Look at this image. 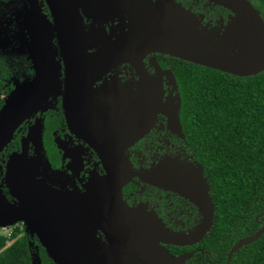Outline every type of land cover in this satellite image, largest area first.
<instances>
[{
  "label": "water",
  "instance_id": "obj_1",
  "mask_svg": "<svg viewBox=\"0 0 264 264\" xmlns=\"http://www.w3.org/2000/svg\"><path fill=\"white\" fill-rule=\"evenodd\" d=\"M26 1H23L15 16L17 28L12 29V40L18 52L30 61L32 74L22 80L15 77L11 82L8 80L12 88L3 96L0 105V152L26 119L37 112L41 114L49 107L48 98L61 92L58 54L64 63L65 79L61 107L70 130L75 125V108L71 103L73 80L77 76L74 65L79 61L89 64L104 61L102 56L109 46L116 53L134 54L137 45L141 52L165 53L235 76L254 75L264 70V21L249 0H207L231 12L221 32L217 26L202 25L194 13L174 0L146 1L153 11L151 17L141 24L136 23V4H139L136 0H46L52 23L43 19L41 13L39 15L35 0ZM78 8L91 18L92 23L99 22L103 14L124 13L129 20L128 29L118 36L121 40L112 42V45L80 43L79 39L84 35ZM53 31L57 39L55 45L52 43ZM91 36L102 38L103 35L95 33ZM89 48L95 50L88 52ZM76 54L85 55L82 59L75 57ZM91 68L95 69L96 66ZM153 80L151 83H141L140 90L136 91V110L139 111L136 140L146 133L158 112L167 117L168 128L182 137L179 101H175L171 94L163 101L161 83ZM42 127L41 116L34 117L26 133L19 138V149L9 153L4 161L0 181V227L21 222L25 232L37 238L54 264L185 262L190 253L174 256L164 244H190L199 240L211 226L213 205L201 169L198 175H194L183 166H172L169 171L172 177L165 179L174 190L193 199L204 215L203 222L191 233L171 231L159 219L143 212L136 211L135 223L131 219L133 214L127 209L117 219H110L108 214L100 217L102 212L92 216L85 210L89 202L85 192L76 196L60 193L43 177V171L49 164L43 159ZM54 141L63 148L59 139ZM132 141L124 137L102 139L97 141V151L102 157L100 153L106 147L105 143H114L121 149ZM29 147L33 150L31 155L28 153ZM129 175L128 172H121L118 185L126 182ZM143 179L148 182L154 180L151 174L145 175ZM2 186H5L13 201L7 199ZM66 206L69 207L67 211ZM127 225L130 226L127 228ZM96 228L104 231L108 244L94 234ZM263 232L264 224L253 234L237 239L227 253V261L240 247L254 242ZM31 264H41L36 248L31 254Z\"/></svg>",
  "mask_w": 264,
  "mask_h": 264
},
{
  "label": "flooded vegetation",
  "instance_id": "obj_2",
  "mask_svg": "<svg viewBox=\"0 0 264 264\" xmlns=\"http://www.w3.org/2000/svg\"><path fill=\"white\" fill-rule=\"evenodd\" d=\"M13 1H16L15 5L9 12H5L8 16V24L0 31H5L11 40L13 39L12 29L17 28L15 16L24 0H0L5 3ZM146 1L155 0H136L139 3L136 4L137 24L144 23L151 17L153 9L146 4ZM174 1L194 13L202 25L217 26L220 32L224 30L231 16L230 10L207 0ZM25 2L27 3L26 0ZM35 3L39 9V15L41 13L43 19L52 23L47 1L35 0ZM77 11L84 35L80 37V43L112 45V42L120 41L118 36L128 29L129 20L124 13L103 14L99 17V22L92 23L91 18H88L81 8ZM2 13L0 12V15ZM95 33L102 34V38L92 37L91 35ZM53 34L52 43L55 45L57 42L55 31ZM12 42L14 43V40ZM94 50L95 48H89L88 52ZM106 50L107 52L102 56L104 60L102 62L95 61L89 64L79 61L74 65L77 76L73 80L74 93L71 102L75 108L73 130L67 127L62 113V91L65 79L64 63L59 54L57 60L60 65L61 92L48 98L49 107L41 114L37 112L26 119L28 123L19 138L26 133L34 117L40 115L42 118L43 159L49 164V167H44L46 169L43 171L46 182L53 189L66 195L76 196L85 192L89 201L86 203L85 210L92 216L102 212L100 217L108 214L110 219H117L123 214L124 209H127L133 214L131 219L135 223L136 211L143 212L159 219L171 231L188 234L203 222L204 215L193 199L181 195L168 185L165 179L172 177L169 173L172 166H183L191 170L194 175H198L201 169L207 181L208 193L213 205V223L216 208L213 204L210 185L201 163L194 157L185 140L179 108L182 137L168 128L167 117L158 112L146 133L136 140V118L139 115V111L136 110V91L140 90L141 83H151L153 79V81H159L163 101L169 94L173 95L176 101V93L179 90L178 67L185 66L188 61L156 51L141 52L137 45L134 54L116 53L110 46ZM84 55L76 54L75 57L83 59ZM94 65L96 68L92 69ZM155 89L147 88V90ZM18 130L20 127L16 131ZM47 130L50 131L49 135L54 146L52 152L47 150L44 144ZM117 137L118 139L129 138L133 141L121 149L119 145L109 142L105 143L106 147H104L102 142L104 148L100 153L102 157H100L97 151L99 145L97 141L113 140ZM55 139H59L63 148L57 146ZM116 146H118L117 149ZM63 150L66 152L65 156H63ZM28 153L29 155L33 153L31 147ZM121 172H128L130 175L128 180L119 186L117 180ZM147 174H151L154 178L152 182L143 179ZM3 187L7 199L13 201L7 194L5 186L1 187L2 190ZM66 207L67 211L69 207ZM129 226L127 225V228ZM210 228L199 240L190 244L180 246L164 244V246L174 256L185 252L190 253L183 263L189 264L196 253H205L203 242ZM93 232L108 244L101 228H96ZM227 253L228 250L226 258ZM212 259L215 264H218L219 255L215 254ZM225 261L228 263L230 260L225 259Z\"/></svg>",
  "mask_w": 264,
  "mask_h": 264
},
{
  "label": "trees",
  "instance_id": "obj_3",
  "mask_svg": "<svg viewBox=\"0 0 264 264\" xmlns=\"http://www.w3.org/2000/svg\"><path fill=\"white\" fill-rule=\"evenodd\" d=\"M249 1L264 21V0ZM178 69L176 101L182 130L204 169L216 208L203 242L205 253H196L189 264H215V254L219 255L218 264H264V232L240 247L228 263L225 261L227 250L237 239L253 234L264 224V70L235 76L191 62ZM14 72L30 76V61L25 57L21 65L10 64L0 55V105L12 88L8 79ZM27 123L25 120L20 125L0 152V181L4 161L19 149V135ZM49 133L47 130L44 144L52 152ZM7 240L12 241L6 246ZM35 248L41 264H54L36 237L23 226H13L9 235H0V264H31Z\"/></svg>",
  "mask_w": 264,
  "mask_h": 264
},
{
  "label": "rangeland",
  "instance_id": "obj_4",
  "mask_svg": "<svg viewBox=\"0 0 264 264\" xmlns=\"http://www.w3.org/2000/svg\"><path fill=\"white\" fill-rule=\"evenodd\" d=\"M16 1H13L11 3H5V2H0V12H3L2 15H0V31L6 27V25L8 24V16L5 15V12H9L12 7L15 5ZM15 15H16V11H15ZM0 55L1 56H5L7 57V59H9L10 64H18L21 65L23 64V62L25 61V57L24 55H20L18 52V49L16 47V45L12 42V40L10 39L9 36L6 35L5 31L0 32ZM27 75L21 74V73H17L14 72L10 77H9V81L11 82L12 78H19L20 80L23 79V77H25ZM29 77V76H28ZM19 224V225H17ZM17 226L21 229V227L23 226L24 229V225L21 222H17L14 227ZM13 225L12 226H8L5 229H2V232H4V234L8 235L10 233V231L12 230ZM12 240H7L6 241V246L9 245L11 243Z\"/></svg>",
  "mask_w": 264,
  "mask_h": 264
},
{
  "label": "built area",
  "instance_id": "obj_5",
  "mask_svg": "<svg viewBox=\"0 0 264 264\" xmlns=\"http://www.w3.org/2000/svg\"><path fill=\"white\" fill-rule=\"evenodd\" d=\"M15 225V224H14ZM13 225V226H14ZM17 225H19V224H17ZM6 227H0V235H6V234H4V232H2V229H5ZM9 235V234H8Z\"/></svg>",
  "mask_w": 264,
  "mask_h": 264
}]
</instances>
